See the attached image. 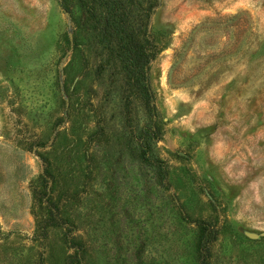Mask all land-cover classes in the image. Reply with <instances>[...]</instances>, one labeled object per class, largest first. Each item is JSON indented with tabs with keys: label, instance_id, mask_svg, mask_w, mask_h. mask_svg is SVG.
I'll use <instances>...</instances> for the list:
<instances>
[{
	"label": "rangeland",
	"instance_id": "obj_1",
	"mask_svg": "<svg viewBox=\"0 0 264 264\" xmlns=\"http://www.w3.org/2000/svg\"><path fill=\"white\" fill-rule=\"evenodd\" d=\"M62 3L0 0V264H199L200 246L264 264V0H153L164 179L130 150L143 110Z\"/></svg>",
	"mask_w": 264,
	"mask_h": 264
},
{
	"label": "trees",
	"instance_id": "obj_2",
	"mask_svg": "<svg viewBox=\"0 0 264 264\" xmlns=\"http://www.w3.org/2000/svg\"><path fill=\"white\" fill-rule=\"evenodd\" d=\"M62 2L63 0H59L61 5ZM78 2L90 22L95 42L101 48L104 64L106 67L116 68L115 74L119 75L121 90L127 91L129 95V110L135 103L141 107L146 117V121L136 128V133L129 131V141L132 143L130 150L145 164L154 166L160 179H164L166 174L163 162L155 159L150 149V143L159 137V130L152 119L154 107L146 71L155 50L154 42L146 32L153 0ZM200 229L203 241L208 225L202 224ZM207 250V246H200L199 264H208Z\"/></svg>",
	"mask_w": 264,
	"mask_h": 264
}]
</instances>
